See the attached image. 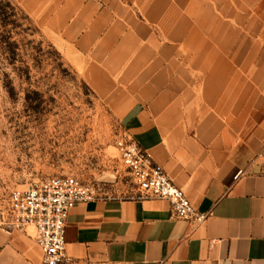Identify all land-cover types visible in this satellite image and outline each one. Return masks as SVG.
<instances>
[{
	"label": "crops",
	"instance_id": "crops-1",
	"mask_svg": "<svg viewBox=\"0 0 264 264\" xmlns=\"http://www.w3.org/2000/svg\"><path fill=\"white\" fill-rule=\"evenodd\" d=\"M42 1L66 59L205 215L101 195L69 214L66 264H264V0ZM0 264H43L33 229L0 226Z\"/></svg>",
	"mask_w": 264,
	"mask_h": 264
},
{
	"label": "rangeland",
	"instance_id": "rangeland-1",
	"mask_svg": "<svg viewBox=\"0 0 264 264\" xmlns=\"http://www.w3.org/2000/svg\"><path fill=\"white\" fill-rule=\"evenodd\" d=\"M42 2L0 0V226L14 190L50 177L76 176L107 196L135 188L116 148L123 108L66 59ZM259 159L264 166V133Z\"/></svg>",
	"mask_w": 264,
	"mask_h": 264
},
{
	"label": "built area",
	"instance_id": "built-area-1",
	"mask_svg": "<svg viewBox=\"0 0 264 264\" xmlns=\"http://www.w3.org/2000/svg\"><path fill=\"white\" fill-rule=\"evenodd\" d=\"M122 165L139 199L167 200L176 218L203 221L205 215L193 208L185 192L167 176L152 155L127 134L116 140ZM101 198L99 190L76 176H54L14 190L8 200L5 225L12 230H34L43 264H66L65 233L71 211L78 204Z\"/></svg>",
	"mask_w": 264,
	"mask_h": 264
}]
</instances>
